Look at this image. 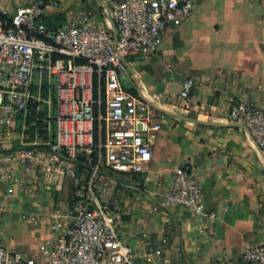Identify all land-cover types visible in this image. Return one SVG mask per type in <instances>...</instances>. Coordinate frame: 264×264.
Instances as JSON below:
<instances>
[{
    "label": "crops",
    "instance_id": "crops-1",
    "mask_svg": "<svg viewBox=\"0 0 264 264\" xmlns=\"http://www.w3.org/2000/svg\"><path fill=\"white\" fill-rule=\"evenodd\" d=\"M32 1L0 0V5L13 13ZM44 1L47 24L61 25L84 13L113 29L106 11L116 0ZM185 78L192 80L190 95L199 113L186 110L179 97ZM121 81L147 98L161 119L153 156L143 171L128 174L102 166L93 182L98 198L115 216L119 236L139 251L133 264H254L240 254L246 246L264 242V152L247 127L230 124L235 121L227 111L236 98L264 105V0L197 2L188 16L166 24L155 54L125 58ZM51 109L54 113V103ZM34 116L24 121L19 113L12 129L0 132L2 144L17 145L21 134L47 138L45 116ZM11 164L20 175L19 165ZM182 165L199 180L205 207L214 217L197 216L181 205L150 209ZM90 169L87 162L76 165L85 178ZM72 189L67 174L48 176L42 168L27 175L10 198L0 182V237L6 246L40 259L38 245L56 242L78 204ZM166 217L170 232L164 229ZM52 220L57 227L50 226Z\"/></svg>",
    "mask_w": 264,
    "mask_h": 264
},
{
    "label": "built area",
    "instance_id": "built-area-1",
    "mask_svg": "<svg viewBox=\"0 0 264 264\" xmlns=\"http://www.w3.org/2000/svg\"><path fill=\"white\" fill-rule=\"evenodd\" d=\"M200 1L116 0L106 11L116 34L84 13L49 26L44 19V0L18 5L13 13L0 5V132L11 130L19 113L24 121L30 114L35 120L44 115L48 130L50 124L54 127L51 138L29 139L21 134L13 146H4L0 140L4 196L12 197L27 175L42 168L48 176L67 174L78 203L70 209L71 218L63 224L56 242L38 245L40 259L7 247L0 237V264H133L139 251L119 236L115 216L93 186L101 166L128 174L143 171L161 128V119L150 104L123 86L124 60L155 54L166 24L188 16ZM191 84L190 78L182 81L179 97L186 110L199 113L201 109L190 95ZM227 118L243 123L264 152V105L233 99ZM11 162L19 165L20 175ZM85 162L91 164L86 178L76 170V165ZM177 205L197 216H215L205 207L199 180L184 165L176 169L150 209ZM50 226L57 224L52 220ZM164 229L171 230L169 217ZM240 258L264 264V242L246 246Z\"/></svg>",
    "mask_w": 264,
    "mask_h": 264
},
{
    "label": "water",
    "instance_id": "water-1",
    "mask_svg": "<svg viewBox=\"0 0 264 264\" xmlns=\"http://www.w3.org/2000/svg\"><path fill=\"white\" fill-rule=\"evenodd\" d=\"M110 17V16H109ZM111 20V18H110ZM112 21V20H111ZM113 31L114 33L116 34V29L113 25ZM141 97H143L146 101H147V98H145L144 96H142L140 94ZM184 117V116H183ZM192 120H194L195 122H199V123H204V124H210V125H222V123H219V122H216V121H210V120H202V119H199V118H191ZM230 124H235V125H241V126H245L243 123H240V122H231ZM246 127V126H245Z\"/></svg>",
    "mask_w": 264,
    "mask_h": 264
},
{
    "label": "rangeland",
    "instance_id": "rangeland-1",
    "mask_svg": "<svg viewBox=\"0 0 264 264\" xmlns=\"http://www.w3.org/2000/svg\"><path fill=\"white\" fill-rule=\"evenodd\" d=\"M51 112H53V110L51 109ZM53 131H54V127H53V125L51 124V126H50V130H49V132L48 133H46V136H48V137H52L53 136ZM81 159H82V156H81ZM102 167V166H101ZM103 167H105V166H103ZM95 190V192H96V194H97V196L99 195L98 194V192L96 191V189H94Z\"/></svg>",
    "mask_w": 264,
    "mask_h": 264
},
{
    "label": "trees",
    "instance_id": "trees-1",
    "mask_svg": "<svg viewBox=\"0 0 264 264\" xmlns=\"http://www.w3.org/2000/svg\"><path fill=\"white\" fill-rule=\"evenodd\" d=\"M49 26H52V25H50V24H48ZM95 84H96V80H95ZM80 159H81V157H80ZM82 161H84L85 160V158L82 156V159H81ZM84 165V164H83Z\"/></svg>",
    "mask_w": 264,
    "mask_h": 264
}]
</instances>
